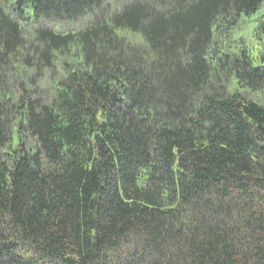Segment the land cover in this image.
Instances as JSON below:
<instances>
[{"label": "trees", "instance_id": "obj_1", "mask_svg": "<svg viewBox=\"0 0 264 264\" xmlns=\"http://www.w3.org/2000/svg\"><path fill=\"white\" fill-rule=\"evenodd\" d=\"M105 1L0 0V264H264V0Z\"/></svg>", "mask_w": 264, "mask_h": 264}, {"label": "rangeland", "instance_id": "obj_2", "mask_svg": "<svg viewBox=\"0 0 264 264\" xmlns=\"http://www.w3.org/2000/svg\"><path fill=\"white\" fill-rule=\"evenodd\" d=\"M104 6L111 8V3L107 1L104 2ZM264 13V5L259 10L257 14H253L252 16H242L239 18L236 24L232 26L227 37L221 38L222 43H220L221 49L223 51H231L234 54L241 52V50H245L252 62L258 63L260 55L264 50V36L260 33L258 27L259 16ZM92 16H88L87 18H82L78 22H68V23H60V22H52L49 23L51 27H53L57 31H66L69 29H75L79 25H86ZM135 40L141 38L142 36L139 33H135ZM128 37H130L128 35ZM232 85H229L230 89ZM258 100V98H257Z\"/></svg>", "mask_w": 264, "mask_h": 264}]
</instances>
